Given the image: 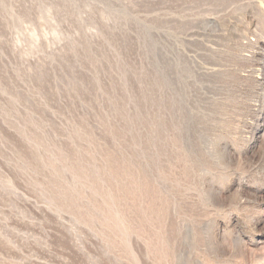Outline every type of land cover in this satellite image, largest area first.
Wrapping results in <instances>:
<instances>
[{
  "label": "rangeland",
  "instance_id": "374dc122",
  "mask_svg": "<svg viewBox=\"0 0 264 264\" xmlns=\"http://www.w3.org/2000/svg\"><path fill=\"white\" fill-rule=\"evenodd\" d=\"M0 264H264V0H0Z\"/></svg>",
  "mask_w": 264,
  "mask_h": 264
}]
</instances>
